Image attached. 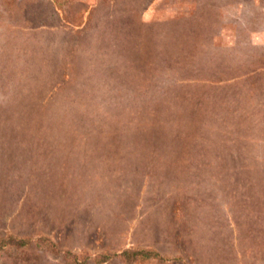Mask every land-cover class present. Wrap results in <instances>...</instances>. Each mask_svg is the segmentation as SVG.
I'll list each match as a JSON object with an SVG mask.
<instances>
[{"label": "rangeland", "instance_id": "1", "mask_svg": "<svg viewBox=\"0 0 264 264\" xmlns=\"http://www.w3.org/2000/svg\"><path fill=\"white\" fill-rule=\"evenodd\" d=\"M9 235L0 264H264V0H0Z\"/></svg>", "mask_w": 264, "mask_h": 264}, {"label": "trees", "instance_id": "2", "mask_svg": "<svg viewBox=\"0 0 264 264\" xmlns=\"http://www.w3.org/2000/svg\"><path fill=\"white\" fill-rule=\"evenodd\" d=\"M53 1H56V0H53ZM56 8L60 9L61 6L59 4H57ZM226 128L230 130L229 131L230 137H232V138L235 137L236 142L241 143L240 140H239L241 129H236L235 127H233L231 125L226 127ZM216 129H217V133H218L217 143L219 144V140L222 139L221 131H224V129H220V131H219L218 127ZM225 141L228 142L230 140H225ZM6 239L7 240L0 238V249H2L3 246L5 244H8V243H11L12 245H14L15 248L16 247L23 248L22 246H25L27 244V242H28V240L26 241V239L17 238V237H13V236H10V235L7 236ZM38 240H40L43 244L46 242L48 244V246L44 245L45 248L53 250V244L50 243L51 241L49 239H47V238H39ZM66 253H68V251H66ZM112 255L118 257L119 261L121 263H124V264H131V263H134V262L146 259V258L151 259V258L157 257V259L159 261L163 259L162 257H158L157 253L155 251H152L151 249H144V248L127 249V248H125V249L120 250L116 254L113 253V254H99V255H96V257L94 258V262L95 263L105 262ZM88 259H89L88 257H83L82 261H80L79 263L80 264H85Z\"/></svg>", "mask_w": 264, "mask_h": 264}, {"label": "crops", "instance_id": "3", "mask_svg": "<svg viewBox=\"0 0 264 264\" xmlns=\"http://www.w3.org/2000/svg\"><path fill=\"white\" fill-rule=\"evenodd\" d=\"M154 1H155V0H154ZM152 7H153V6L149 7V9H151ZM149 9H148V10H149ZM146 11H147V10H146Z\"/></svg>", "mask_w": 264, "mask_h": 264}]
</instances>
